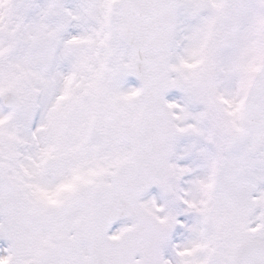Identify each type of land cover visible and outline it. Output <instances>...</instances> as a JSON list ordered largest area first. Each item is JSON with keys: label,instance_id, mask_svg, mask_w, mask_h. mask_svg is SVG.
I'll return each mask as SVG.
<instances>
[{"label": "snow or ice", "instance_id": "obj_1", "mask_svg": "<svg viewBox=\"0 0 264 264\" xmlns=\"http://www.w3.org/2000/svg\"><path fill=\"white\" fill-rule=\"evenodd\" d=\"M0 264H264V0H0Z\"/></svg>", "mask_w": 264, "mask_h": 264}, {"label": "rangeland", "instance_id": "obj_2", "mask_svg": "<svg viewBox=\"0 0 264 264\" xmlns=\"http://www.w3.org/2000/svg\"><path fill=\"white\" fill-rule=\"evenodd\" d=\"M156 193V191L151 192L149 195H154ZM147 198V196L145 197V199Z\"/></svg>", "mask_w": 264, "mask_h": 264}, {"label": "flooded vegetation", "instance_id": "obj_3", "mask_svg": "<svg viewBox=\"0 0 264 264\" xmlns=\"http://www.w3.org/2000/svg\"><path fill=\"white\" fill-rule=\"evenodd\" d=\"M167 98H169V97L167 96ZM180 163H183V162L181 161Z\"/></svg>", "mask_w": 264, "mask_h": 264}, {"label": "water", "instance_id": "obj_4", "mask_svg": "<svg viewBox=\"0 0 264 264\" xmlns=\"http://www.w3.org/2000/svg\"><path fill=\"white\" fill-rule=\"evenodd\" d=\"M152 189H154V188H152ZM152 189H150V190H152ZM150 190H149V191H150Z\"/></svg>", "mask_w": 264, "mask_h": 264}]
</instances>
